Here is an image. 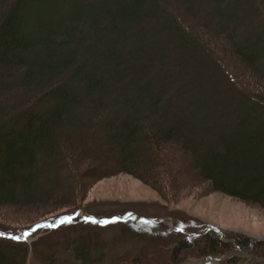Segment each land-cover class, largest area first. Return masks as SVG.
I'll return each mask as SVG.
<instances>
[{"label":"trees","instance_id":"1","mask_svg":"<svg viewBox=\"0 0 264 264\" xmlns=\"http://www.w3.org/2000/svg\"><path fill=\"white\" fill-rule=\"evenodd\" d=\"M185 172L264 207V0H0V210L73 213L92 180L119 173L165 195ZM176 234L179 261L253 243ZM76 245L96 258L91 239ZM39 249L0 235V264Z\"/></svg>","mask_w":264,"mask_h":264},{"label":"rangeland","instance_id":"2","mask_svg":"<svg viewBox=\"0 0 264 264\" xmlns=\"http://www.w3.org/2000/svg\"><path fill=\"white\" fill-rule=\"evenodd\" d=\"M182 178L185 181L177 178L171 183L167 179L163 185L165 195L131 173L92 180L81 196L82 208L73 213H68L69 207L65 206L53 210H0V235L19 239L32 230L28 239H19L30 242L33 250L34 243H38L40 249L32 255L30 264H186L208 261L209 257H200L199 249L194 247L190 254L183 252L184 259L179 261L174 253L186 237L177 232L192 237L204 230H228L251 236L252 248L222 256L227 259L221 264H264V207L213 190L208 182L191 184L188 172ZM86 212L106 219H128L103 225L88 219ZM78 213L73 231H57L60 227H55L56 224ZM43 217L45 221L29 226ZM90 239L96 258L86 262L78 258L71 245ZM256 241L261 243L258 249ZM42 246L49 249L43 250ZM54 253L58 254L55 261L49 258ZM232 255H240V259L228 261Z\"/></svg>","mask_w":264,"mask_h":264},{"label":"water","instance_id":"3","mask_svg":"<svg viewBox=\"0 0 264 264\" xmlns=\"http://www.w3.org/2000/svg\"><path fill=\"white\" fill-rule=\"evenodd\" d=\"M83 212H85V211H83ZM80 214H78L77 216H75V219L79 216ZM95 219H98V220H100V221H102L103 223H104V221L105 220H107V219H104V218H101V217H97V216H93ZM121 219H124L123 217H121L120 219H110V220H108V221H111V222H115V221H117V220H121ZM74 220V219H73ZM69 221H72V220H69ZM65 221H62V222H60V223H58L57 225H56V227H59L60 225H62L63 223H64ZM110 222V223H111ZM106 224H108V223H106ZM33 231L32 230H29L28 231V233H32ZM27 233V234H28ZM236 254V253H235ZM225 259H227V257H215V256H211V257H209V260L208 261H201V262H188V263H186V264H221L222 263V261L223 260H225Z\"/></svg>","mask_w":264,"mask_h":264},{"label":"snow or ice","instance_id":"4","mask_svg":"<svg viewBox=\"0 0 264 264\" xmlns=\"http://www.w3.org/2000/svg\"><path fill=\"white\" fill-rule=\"evenodd\" d=\"M68 220H73V219H75V217H68L67 218ZM88 219H95L94 217H88ZM117 219H120L119 217L117 218ZM111 221H108V220H105L104 221V223H110ZM31 235V233H28V234H26V235H24V236H21V237H18L19 239H28L29 238V236Z\"/></svg>","mask_w":264,"mask_h":264}]
</instances>
